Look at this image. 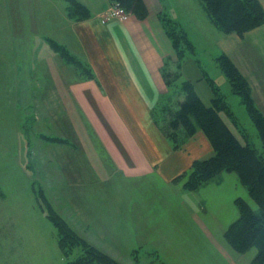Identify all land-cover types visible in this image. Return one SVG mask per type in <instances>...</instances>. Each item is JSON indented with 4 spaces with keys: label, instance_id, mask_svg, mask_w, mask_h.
<instances>
[{
    "label": "crops",
    "instance_id": "obj_1",
    "mask_svg": "<svg viewBox=\"0 0 264 264\" xmlns=\"http://www.w3.org/2000/svg\"><path fill=\"white\" fill-rule=\"evenodd\" d=\"M75 1L86 9L84 15L71 11L68 0H0L1 61L7 62L10 83L18 86L13 99L16 125H24L22 116L30 115L23 114L25 110L34 115L40 110L49 119L53 135L40 137L49 143L40 170V181L46 183L40 188L47 200L88 243L96 248L97 243H108L120 255L129 245L151 244L150 230L160 224L147 217V202L151 205L162 197L166 207L178 208L177 200L184 210L192 209L181 197L187 190L186 174L195 161L215 153L203 131L176 148L154 118L160 101L170 93L163 69L176 67L164 19L186 32L197 53L191 32L198 25L197 13L202 11L207 19L208 15L199 0H144L145 18L129 14L125 21L104 22L110 0ZM259 2L264 8V0ZM210 31L218 52L226 54L251 85L264 115V75L258 74L264 66L255 65L256 59L250 57L264 52V25L243 36ZM59 47L94 76L82 77L62 58ZM194 63L189 56L181 68L182 79L191 81L202 101L211 105L215 97L211 77L193 75L194 68H202ZM222 115L238 135L229 115ZM25 139L30 171L35 146ZM227 179L240 184L236 174L222 173L201 188H222ZM220 193L208 190L211 201ZM172 217L175 220V214ZM132 229L138 230L135 244L129 236ZM153 244L159 250L162 243ZM107 248L101 251L112 257Z\"/></svg>",
    "mask_w": 264,
    "mask_h": 264
},
{
    "label": "rangeland",
    "instance_id": "obj_2",
    "mask_svg": "<svg viewBox=\"0 0 264 264\" xmlns=\"http://www.w3.org/2000/svg\"><path fill=\"white\" fill-rule=\"evenodd\" d=\"M200 12L196 15L198 25L192 26L195 29L191 32L198 51L190 57L194 59V65H198L199 62L202 68L198 67V70L194 68L193 75L199 74V76L217 80L222 93L228 95L229 103L233 108L234 117L238 123V135L250 147L257 150L264 160V146L259 132L239 96L232 92L229 81L216 61L221 53L218 52L210 30L213 28L216 32L220 31L215 29L209 16L207 19L202 11ZM250 57L251 61L256 59L255 65L263 63L264 66V52L259 51ZM1 59L0 53V264H71L74 261L81 264H101V259H98L97 254L88 247V245L92 248L95 246L80 236L69 226L70 224L65 230L61 227L62 223H58L62 233L60 236L61 233L59 234L55 223L48 217L50 211L47 203L50 201H45L48 199L45 196L46 191H42L46 199L40 192L43 190L40 186L46 187V183L40 181L43 175V171L40 170L48 142L40 137L53 135L50 127L48 128L49 119L42 115L43 112L40 110L36 115L25 110L23 114L30 113V115L25 118L22 116L23 126L16 125L17 107H13V99L14 87L18 86L13 87L10 83V78L7 77L9 76L7 62L4 64ZM258 74L264 75V68L260 69ZM18 110L21 109L18 108ZM25 138L32 141V146H35L32 150V157L35 160L30 161V171ZM51 167L55 168L54 165ZM250 183L252 182L248 181V184ZM235 184L238 185L235 186ZM149 186L150 191H155L152 185ZM251 186L250 192L243 183L239 184L232 179H227L222 188L205 186L197 192L181 191L182 199L190 205L189 208H192V211L189 208L187 211L181 208L177 200L178 208H175L166 207L161 201L162 197L160 200L156 198L151 205L146 203V209L149 208L147 217L152 222L160 224L155 230H150V245L146 244L145 248L129 245L130 249L124 250L120 255L110 250L108 243L103 245L97 243L100 246L99 249L96 247L95 249L107 255L101 251V248L108 247L107 252L112 254L116 264H253L257 248L249 246L250 239L246 241L248 244H245L248 246L247 250L241 253L225 238L228 227L240 215L236 204L238 199L257 213L264 206V193L255 185L251 184ZM208 190H219L221 193L216 196L215 201H211ZM51 207L52 213L61 217L55 210V206L51 205ZM172 214H175V220ZM177 215L178 218H176ZM128 231H130V239L135 244L134 237L138 230ZM89 233L92 231L90 230ZM59 237L65 238L63 240L67 254L60 246ZM77 237L81 241L85 240L87 244L81 245ZM153 241L162 243L159 250H155L157 245L154 247ZM91 242L94 243V241Z\"/></svg>",
    "mask_w": 264,
    "mask_h": 264
},
{
    "label": "trees",
    "instance_id": "obj_3",
    "mask_svg": "<svg viewBox=\"0 0 264 264\" xmlns=\"http://www.w3.org/2000/svg\"><path fill=\"white\" fill-rule=\"evenodd\" d=\"M68 1L71 4V11L83 14L82 11L86 10L82 4L75 0ZM200 1L214 27L225 35L243 36L264 25V8L259 0ZM110 2L119 3L128 14L135 15L140 19L145 18L148 14L144 0H110ZM164 27L176 53V67L172 70L167 65L163 69V76L170 93L160 101L158 111L154 113L155 121L176 148L182 147L185 141L198 131H203L210 139L215 151L211 157L193 163L186 174L185 188L189 191H196L222 173H234L238 176L240 183H243L250 192L252 191L251 184H253L264 193V160L257 150L243 141L225 120L222 112L227 113L232 125L238 128V123L231 106L225 100V95L216 85L215 80L208 78L215 97L212 99L211 105H206L196 92L194 84L182 79L181 68L187 58L196 53V49L188 39L186 32L176 22L164 19ZM57 49L62 58L67 63L73 64L82 77L91 78L94 76L91 69L83 62L74 58L65 49L61 47ZM216 61L229 81L232 92L239 96L241 103L246 107L264 146V115L255 104L251 85L226 54L218 56ZM247 180L252 183L248 184ZM40 192L41 196L46 199L42 190ZM236 204L240 215L228 227L225 238L241 253L247 250L248 246L245 244H248L246 241L250 239L249 246L257 248L253 264H264V206L257 213L250 209L245 202H240L239 199ZM47 207L50 211L48 217L55 223L59 234L61 227L67 230L66 220L62 216L52 213L53 210L49 202ZM58 223H62V226L60 227ZM63 239L65 238L59 237L60 246L67 254ZM77 239L81 245L87 244L85 240L81 241L78 237ZM88 247L97 254L98 259H101V264H116L112 257L96 250L95 247L92 248L90 245ZM71 264L81 263L74 261Z\"/></svg>",
    "mask_w": 264,
    "mask_h": 264
},
{
    "label": "built area",
    "instance_id": "obj_4",
    "mask_svg": "<svg viewBox=\"0 0 264 264\" xmlns=\"http://www.w3.org/2000/svg\"><path fill=\"white\" fill-rule=\"evenodd\" d=\"M129 17L128 13L122 8L119 3H112L109 10L103 17L104 22H108L113 19L125 21Z\"/></svg>",
    "mask_w": 264,
    "mask_h": 264
}]
</instances>
